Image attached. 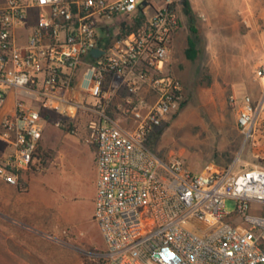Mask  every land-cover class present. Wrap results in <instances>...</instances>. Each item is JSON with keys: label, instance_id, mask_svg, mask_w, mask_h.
Instances as JSON below:
<instances>
[{"label": "built area", "instance_id": "built-area-1", "mask_svg": "<svg viewBox=\"0 0 264 264\" xmlns=\"http://www.w3.org/2000/svg\"><path fill=\"white\" fill-rule=\"evenodd\" d=\"M147 6L0 2V141L9 148L0 151V178L24 190L45 126L73 129L85 116L95 146L93 219L103 264H264V164L193 172L149 145L184 92L167 69L179 28L176 6ZM139 7L145 18L135 29L98 35L100 26H120ZM93 48L103 52L93 56ZM256 75L264 78V64ZM230 101L236 103L233 95ZM236 123L245 143L253 138L264 127V95L254 101L244 94ZM227 198L236 201L234 211L224 210Z\"/></svg>", "mask_w": 264, "mask_h": 264}, {"label": "rangeland", "instance_id": "rangeland-1", "mask_svg": "<svg viewBox=\"0 0 264 264\" xmlns=\"http://www.w3.org/2000/svg\"><path fill=\"white\" fill-rule=\"evenodd\" d=\"M251 1L254 9L245 24L253 28L245 25L243 34L231 27L211 30L202 20L173 46L167 69L182 83L184 100L149 145L166 159L181 158L193 172L208 165L264 164L259 142L264 129L245 143L236 123L238 103L257 86L256 71L264 63V1ZM133 24L134 17L126 19L111 34ZM84 117L73 129L45 126L40 159L25 173L24 190L0 178V264H99L103 259L105 246L93 219L95 146ZM1 150L9 151L2 141ZM235 206L232 198L224 202L228 212Z\"/></svg>", "mask_w": 264, "mask_h": 264}, {"label": "crops", "instance_id": "crops-1", "mask_svg": "<svg viewBox=\"0 0 264 264\" xmlns=\"http://www.w3.org/2000/svg\"><path fill=\"white\" fill-rule=\"evenodd\" d=\"M3 0H0V2ZM176 6L179 17V28L174 34L173 44H179L182 36H187L190 26H199L198 21L202 25L209 27L211 30L219 27H231L236 28L237 32L243 34L245 25L247 28H253L248 24H245L246 20H251L250 12L254 9L253 1L251 0H172ZM264 1V0H262ZM147 9L149 12L153 10L160 0H147ZM252 7V9H251ZM197 17V18H196ZM112 25V26H111ZM112 27V28H111ZM117 28L116 23H112L108 28L100 26L98 30L101 35L106 32H111L112 29ZM256 28V27H254ZM108 29V30H107ZM240 29V31H239ZM264 64V63H262ZM261 64V65H262ZM251 95L254 101H258L264 95V78L257 77V86L251 90V93H245ZM12 102L11 96L8 97L7 105ZM264 134V133H263ZM260 143H264V138L259 140ZM23 181L25 185L27 180L24 174ZM11 186V185H10ZM27 187V185H26ZM43 200V198H42Z\"/></svg>", "mask_w": 264, "mask_h": 264}, {"label": "trees", "instance_id": "trees-1", "mask_svg": "<svg viewBox=\"0 0 264 264\" xmlns=\"http://www.w3.org/2000/svg\"><path fill=\"white\" fill-rule=\"evenodd\" d=\"M145 18V15L142 13L141 7L138 8L137 12L135 13L134 16V24L132 26H129L126 28V31L123 33H127L129 32V30L135 29L140 23L141 21ZM125 28V27H123ZM192 40V39H191ZM190 45H193V41L190 42ZM183 102L180 103V106L182 105ZM260 129H264V127H260ZM104 260L101 259L99 264H103Z\"/></svg>", "mask_w": 264, "mask_h": 264}, {"label": "water", "instance_id": "water-1", "mask_svg": "<svg viewBox=\"0 0 264 264\" xmlns=\"http://www.w3.org/2000/svg\"><path fill=\"white\" fill-rule=\"evenodd\" d=\"M102 52H103V50L98 49V48H93V49L90 50V54L93 55V56H98Z\"/></svg>", "mask_w": 264, "mask_h": 264}]
</instances>
